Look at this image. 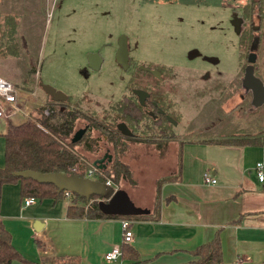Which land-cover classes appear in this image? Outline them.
Instances as JSON below:
<instances>
[{
    "label": "rangeland",
    "instance_id": "obj_1",
    "mask_svg": "<svg viewBox=\"0 0 264 264\" xmlns=\"http://www.w3.org/2000/svg\"><path fill=\"white\" fill-rule=\"evenodd\" d=\"M249 1L0 0V75L22 88L23 93L18 87L19 101L25 108L31 109L27 95L34 92L30 81L37 78V83L62 90L70 101L104 121L109 105L122 101L131 81L147 78L140 66L162 70L161 86L176 103L178 125L169 131L172 136L168 133L157 141L128 140L123 159L137 168L132 180L124 175L116 183L128 192L148 193L151 189L155 194L156 188L158 195L160 188L150 186V179L176 173L180 139L186 143L193 139L264 136V103L254 106L251 90L242 85L250 52L242 47L244 37L239 33L251 25L260 36L258 45H251L254 73L264 84V39L260 33L264 28V0L260 13H253L252 22L247 23L241 12ZM233 18L241 19L238 29ZM121 36L127 38L129 67L117 60ZM191 50L196 52L190 55ZM91 52H98L102 59L99 69L89 66ZM36 91L47 95L40 86ZM37 110L27 119L39 115ZM87 123L81 121L80 127H87ZM102 132L95 130L99 137L94 150L82 151L87 163H94L108 149L112 152ZM170 138L178 144L173 146L169 164L162 159ZM33 200L34 206L39 205V198ZM134 202L145 206L148 200L135 197ZM21 205L17 186L6 185L0 204L3 221L19 253L37 260L40 236L34 234L36 229L28 221L32 209L20 210ZM11 264L27 263L14 259Z\"/></svg>",
    "mask_w": 264,
    "mask_h": 264
},
{
    "label": "crops",
    "instance_id": "obj_2",
    "mask_svg": "<svg viewBox=\"0 0 264 264\" xmlns=\"http://www.w3.org/2000/svg\"><path fill=\"white\" fill-rule=\"evenodd\" d=\"M37 82V78L30 81L35 85L34 92L27 95L30 111L21 106V110L10 116L0 117V167L5 166L4 134L10 125L27 120L31 111L50 98L49 94H38ZM175 143L178 141L171 139L167 145L162 159L166 163H169ZM177 156L176 173L172 171L150 179V186H156L159 179L172 178L162 183L158 200L156 188L155 194L151 189L148 193L127 191L133 201L135 197L147 198L148 202L142 207L152 209L158 201L157 211L150 212L149 217L131 218L133 237L129 242L123 240L122 217H68L67 197L44 198L39 205L34 206L32 202L22 206L19 184L5 183L1 198L3 188L15 184L20 210L32 209L28 221L41 240V244L38 242L41 245L39 256L33 261L74 255L82 264H192L198 259L193 250L217 233L222 260L216 264H264V177L259 180L254 169L256 162H262L264 167V141L242 145L210 143L202 139L185 143L180 139ZM128 163L133 171L137 168L132 161ZM205 170L212 173L216 179L214 183L203 181ZM18 206L16 202V209ZM115 244H121L122 256L106 261L105 252Z\"/></svg>",
    "mask_w": 264,
    "mask_h": 264
},
{
    "label": "trees",
    "instance_id": "obj_3",
    "mask_svg": "<svg viewBox=\"0 0 264 264\" xmlns=\"http://www.w3.org/2000/svg\"><path fill=\"white\" fill-rule=\"evenodd\" d=\"M262 0H250L242 7L241 17L245 22H252V14L261 11ZM264 39V28L260 32ZM243 35V45L246 52H251V45H258L260 36L258 30L249 26L240 31ZM161 72V71H160ZM136 85L135 81L133 82ZM140 86V84H137ZM136 85V86H137ZM48 106L50 112L47 114L44 109ZM39 115L19 123L10 125L5 136V166L0 167V200L1 190L5 183H18L20 186V196L24 200L27 197H36L39 199L53 198L59 199L65 197L64 190H59L52 183H42L37 180L24 177L19 171L33 169L40 172L66 171L67 173H80L89 163L85 155L79 150L78 146L83 142L88 150H94L97 147L95 130H102L108 143H111L113 158L106 163H102L100 180L110 179L113 183L119 182L121 177L132 180L133 170L128 162L123 159L124 145L128 140L141 142L157 141L161 137L168 136L166 129H160L157 119H152V124L147 129L142 128L144 124L145 113L143 106L135 101L131 96H126L118 104L117 113L113 120H99L96 116L87 114L81 108L74 106L72 101H54L49 98L38 110ZM108 117V116H107ZM88 121L83 136L74 140V136L80 130V122ZM121 120V121H119ZM125 122L129 128L134 131H141V137L126 136L119 131L116 122ZM157 124V125H156ZM148 125V124H147ZM168 140V139H167ZM170 140V139H169ZM204 142L256 145L264 141V136H250L234 138L206 139ZM95 163V162H94ZM78 170H73V167ZM172 180L171 177H165L158 180V187L166 180ZM160 192V191H159ZM157 195V200H158ZM80 196L73 193L70 197L67 216L68 217H88V218H112L128 217L140 218L149 217L150 214L142 215H110L101 211L98 201L93 198ZM78 200V201H76ZM92 200V202H90ZM158 203V202H157ZM193 253L198 256L192 264H216L220 263L221 247L217 233L207 242L199 244ZM14 259H20L27 264H82L78 256H60L48 259L41 258L39 262L32 261L22 256L13 244L12 234L5 226L0 217V264H11Z\"/></svg>",
    "mask_w": 264,
    "mask_h": 264
},
{
    "label": "water",
    "instance_id": "obj_4",
    "mask_svg": "<svg viewBox=\"0 0 264 264\" xmlns=\"http://www.w3.org/2000/svg\"><path fill=\"white\" fill-rule=\"evenodd\" d=\"M240 22V18H233L232 20V23L236 29H238V24ZM195 52L196 50H191L190 55L194 54ZM128 59L129 50L127 46V38L126 36H121L117 60L124 66L128 67ZM254 59V53L250 52L248 55L249 61L245 65L243 71L242 85L251 90L252 104L257 107L264 103V84L262 80L254 73ZM88 61L89 66L93 69H99L101 67L102 59L98 52L89 53ZM141 68H143V66H141ZM152 71L155 75H160L161 73L157 69H153ZM39 86L42 87L43 90L49 94L50 98L54 101H65L68 99V95L65 92L57 89L51 84L40 82ZM133 91L139 96L141 103L144 104L149 93L141 88H134ZM174 123H176V120ZM117 127L124 134H133L125 122H119ZM84 131L85 128L78 130L73 139L78 140ZM104 162V158L102 160L95 161V163L98 165ZM19 174L24 177L33 178L38 182L52 183L57 186L59 190H70L71 192L86 198L96 195L99 198V208L106 214L129 216L149 214L151 212L150 208L135 204L127 190L123 188H115V186L101 180H94L76 173H67L66 171L40 172L33 169H25L19 171ZM36 228H39L37 224Z\"/></svg>",
    "mask_w": 264,
    "mask_h": 264
},
{
    "label": "flooded vegetation",
    "instance_id": "obj_5",
    "mask_svg": "<svg viewBox=\"0 0 264 264\" xmlns=\"http://www.w3.org/2000/svg\"><path fill=\"white\" fill-rule=\"evenodd\" d=\"M128 62L130 65V57L128 59ZM88 63H89V61H88ZM129 65H128V67H129ZM143 68H144L143 70L145 71V73H147V75H146L147 78H142V80L138 81V82H137V80L135 81L136 85L140 84V86H138V85L136 86L134 84L131 86V84L133 83L131 81L129 88H128V93H126L124 95L122 101L124 100V98L126 96H129V97L131 96L135 101H137L141 106H143V109H144L145 113L147 114V116L145 117V120H144V124H146V126H144L142 128L143 130L147 129L148 126L150 124H152L151 118H153V119H157L158 126L160 127V129H162V130L166 129V131H167L166 133L167 134L169 133L172 136V133L169 131H171L174 126L178 125V120L175 117L177 113H175V111H174L176 103L174 100L170 99V97L168 96L169 92L165 93L164 90L162 89L163 86H161V84H162V76H163L162 73H163V71L161 70L160 75H155L152 71L155 68H153V67H143ZM140 69H142L141 66H140ZM134 88H141V89L146 90L149 93L145 99L144 104L141 103L139 96L133 91ZM68 99H69V97H68ZM72 103L74 104V106H77V107L82 109V107L80 106V104L78 102L72 101ZM119 103H111L109 105V109H107L108 113L104 115V117L108 116L107 118L109 121L113 120L114 116L116 115ZM83 111L86 112L87 114H89L87 111H85V110H83ZM175 120H176V123H174ZM119 121H121V120H119ZM119 121L116 122V126L118 125ZM86 126H88V124ZM80 128L86 129L87 127H80ZM132 133H133L132 135H127L124 133L123 134L126 136H137V137H139V136L141 137V135H142L141 131H137V132L132 131ZM83 134L81 136H83ZM169 134H168V136H169ZM173 139H174V137H173ZM78 148L81 152L87 151L89 153L92 151V150H88L83 142L78 146ZM110 151L111 150L108 149V151L104 152L102 157H99L100 159H97L96 161L102 160L104 158L105 159L104 163H106L109 160H111L113 158V152H110Z\"/></svg>",
    "mask_w": 264,
    "mask_h": 264
},
{
    "label": "built area",
    "instance_id": "obj_6",
    "mask_svg": "<svg viewBox=\"0 0 264 264\" xmlns=\"http://www.w3.org/2000/svg\"><path fill=\"white\" fill-rule=\"evenodd\" d=\"M21 104L19 101V91L16 84L7 79L4 76L0 75V117L10 116L11 114L21 110ZM45 113H49L50 110L48 106L44 109ZM262 162H256L254 165L255 172L259 180H262L264 177ZM73 170H78L77 167H73ZM101 167L96 163H89V165L82 169L78 175L89 177L94 180H100ZM203 181L205 183H214L216 179L213 177L212 173L209 170H205L202 174ZM102 181V180H101ZM108 184L118 188L115 183L110 179L104 181ZM64 193L67 197H71L73 192L70 190H64ZM33 197H27L24 199V205H29L33 202ZM121 224L123 228V240L124 242H129L133 237V231L131 229L132 219L128 217H122ZM122 246L121 244L113 245L109 250L105 252L104 258L106 261H114L122 256Z\"/></svg>",
    "mask_w": 264,
    "mask_h": 264
}]
</instances>
